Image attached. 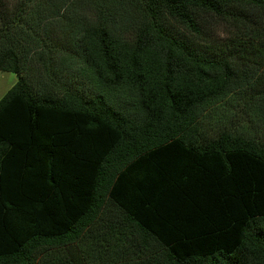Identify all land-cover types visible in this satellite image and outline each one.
<instances>
[{
	"label": "trees",
	"instance_id": "obj_1",
	"mask_svg": "<svg viewBox=\"0 0 264 264\" xmlns=\"http://www.w3.org/2000/svg\"><path fill=\"white\" fill-rule=\"evenodd\" d=\"M0 264H264V0H0Z\"/></svg>",
	"mask_w": 264,
	"mask_h": 264
},
{
	"label": "rangeland",
	"instance_id": "obj_2",
	"mask_svg": "<svg viewBox=\"0 0 264 264\" xmlns=\"http://www.w3.org/2000/svg\"><path fill=\"white\" fill-rule=\"evenodd\" d=\"M17 75L11 72L0 71V100L16 84Z\"/></svg>",
	"mask_w": 264,
	"mask_h": 264
}]
</instances>
